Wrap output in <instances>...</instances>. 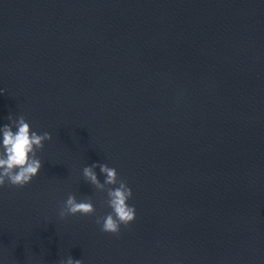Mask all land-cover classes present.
<instances>
[{"label":"clouds","instance_id":"clouds-1","mask_svg":"<svg viewBox=\"0 0 264 264\" xmlns=\"http://www.w3.org/2000/svg\"><path fill=\"white\" fill-rule=\"evenodd\" d=\"M4 92L7 89H0V94ZM8 119L10 124L0 127V188L5 185L23 188L39 175L43 162L37 153L43 150L45 141L52 140V135L33 131L24 115L16 118L9 115ZM97 167L105 176L103 183L94 171ZM82 175L97 192L106 193L107 199L102 201V206L111 209L106 215L97 216L95 223L102 232L119 236L121 226L127 228L136 220V208L128 203L133 198L132 188L119 176L116 168L107 163L84 166ZM95 213L96 207L91 197L78 200L75 193H69L66 200L61 202L58 214L63 220L68 216H93ZM58 264H83V261L69 255Z\"/></svg>","mask_w":264,"mask_h":264}]
</instances>
